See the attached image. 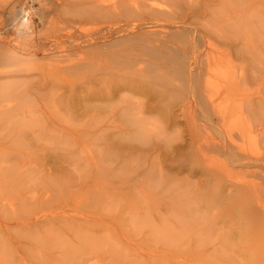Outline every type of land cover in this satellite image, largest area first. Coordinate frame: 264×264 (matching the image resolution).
<instances>
[{
  "label": "bare ground",
  "instance_id": "bare-ground-1",
  "mask_svg": "<svg viewBox=\"0 0 264 264\" xmlns=\"http://www.w3.org/2000/svg\"><path fill=\"white\" fill-rule=\"evenodd\" d=\"M161 1L70 2L68 4L75 11L71 16L79 17L82 23L83 20H87L85 21L87 24L86 22L89 23L87 18L96 20V17L102 15L104 18L105 16L111 18L106 21L102 16L105 21L102 19L103 26L99 23L102 26H99L101 29H96L97 27L94 29L95 25L92 26L93 31L98 30L95 34H89L92 30L88 28L89 32L86 28L88 34L83 31L84 35L80 33L81 35L76 34L78 35L76 37L73 30H71L73 34L71 32L67 34L63 30L62 33H65L66 37L63 34L60 35V31H57L60 36L55 35L56 32L54 33L53 30L51 33L57 38L52 43L35 44L36 39L34 42L30 39L33 44L30 45L29 41V43L24 41L27 47L25 46L21 51L19 50L21 47L7 40L10 38L8 32H0V140L23 136L32 143L33 137L30 136L40 134L42 129L35 128L38 127L37 119L27 114L23 107V98L36 99L38 92L46 88H52L56 93L68 91L74 97H80L76 99L71 96L73 103L84 98L86 100V106H84L89 118L87 136L89 141L91 140L88 166L91 169H102L104 173H112L115 169L124 170L123 168L133 172L136 178H131L132 183L120 181L122 186L127 185V191L143 189L139 190L143 192L144 188L157 190L153 196L143 197H146V203L153 205L159 215L158 218L154 220L150 218L148 221L155 222L156 227H152L153 225L151 227L157 234L159 233V236L165 235L166 239L175 238L173 231L177 228L173 230L174 224L173 229L169 226L175 219H178L176 221L181 224L184 234L196 232L198 235L200 232L197 231L201 229L202 222L206 219L202 205H206L205 197L208 187L214 186L217 192L215 203L234 201V208L237 211H231L227 218L234 222V226L241 221L246 224L244 238L247 242L237 251L244 252L247 264H264V0H224L227 3L224 5L228 9L225 7L226 12H222L225 15H221L222 27L219 26L221 21L218 19L220 23L217 26L221 30L216 32L217 21L215 22L210 14H215L213 11L217 4L215 2L218 0H163L167 5L165 3L162 5ZM7 2L11 3V0H0V4L5 7L8 5H6ZM25 4L26 0L18 7H15L16 3L13 4L15 8L9 4L10 9L5 10L6 17L14 20ZM59 5L60 11L68 12L65 14L70 13L69 6L65 8V3ZM222 5L223 2L219 7L225 9ZM42 6L43 4H40V7ZM45 7L41 10L37 8L38 17L41 19L47 16V9L43 10ZM52 17L50 18L56 23L58 18L54 15ZM207 18L211 21L210 23L205 22ZM9 20L7 21L11 22ZM43 21L40 22L44 23ZM69 22L73 26L76 24ZM79 22L77 23L81 24ZM61 24L62 22L59 25ZM224 25L229 30L225 29ZM81 26L79 29L82 28ZM56 27L58 26L55 25ZM8 28L9 26L6 30L9 31ZM202 41L205 43L201 44ZM62 46L63 52L55 53V49H60ZM87 48H89L88 51ZM77 51H85L88 57L86 55L82 60H71L69 56ZM50 59L53 63L48 62ZM44 64L55 68V73L47 75L42 68ZM64 72L77 75L74 80L66 84L67 90H64L61 79ZM222 72H224L223 75ZM217 74L225 79L217 82ZM70 106L74 109L72 104ZM76 111L75 109L74 112ZM74 112L71 111L72 120L77 117ZM58 133L63 135V131ZM97 142H99L98 145ZM0 147L14 149L12 144L0 143ZM113 147L118 152L116 165L110 163ZM51 161L56 163L58 160L53 158ZM29 163L30 161L21 164V167L32 177L30 184L34 182V179H36L35 182L42 184V181H39L41 176L46 177V174L51 176L50 167L46 168L49 172L45 170L47 164L40 163L36 167H31V164L26 166ZM48 163L50 164V161ZM43 165L45 166L42 168ZM31 171L35 178L30 174ZM42 171L46 172L41 173ZM44 184L43 182L42 185ZM116 184L118 183H112V185ZM198 189L200 191H196ZM25 201L27 202V199ZM191 204H195L198 210L202 207L193 225H191L190 216L185 215L183 211L186 207H192ZM25 206H23L24 209H27ZM141 208L144 207L139 208L142 212ZM140 210L136 209L137 214L134 213L135 216L131 217L134 220L133 224L137 226L140 221H143ZM5 215L3 214L2 217ZM66 215L67 213L64 214V221ZM14 217L20 220L17 215ZM55 217L57 218V215H54ZM84 218L73 215L72 218L70 217L72 222L80 225ZM227 218L224 217V220H228ZM59 219L63 222L62 218ZM104 219H102L103 222H105ZM49 220L51 219L48 218L42 222ZM42 222L36 220L35 224H32L38 226ZM161 222L165 224L164 227L163 225L160 227ZM3 223L7 229L1 227L0 223V232L4 229L8 230L9 227L11 229L10 222L3 221ZM20 223L22 226L23 222ZM70 223L68 224L66 219L65 225L70 226ZM73 226L75 225L67 229L68 232ZM49 227L50 225L46 226V228ZM223 228L224 223L220 226V230ZM18 229L15 230L18 232ZM51 229L55 228L50 227ZM45 230L47 229L43 228L42 231L45 232ZM70 233L66 235L61 228V233L57 236L59 238H55L62 243L58 247H62L63 251L64 246L74 240ZM178 233L179 231L176 236L179 237ZM18 234L22 235L20 232ZM39 239L40 243L41 239ZM34 241L36 242L35 239ZM10 246L13 245L10 244ZM63 251L62 255H64ZM68 253L70 254V249ZM233 255L240 256V254ZM27 258L29 260V257Z\"/></svg>",
  "mask_w": 264,
  "mask_h": 264
},
{
  "label": "rangeland",
  "instance_id": "rangeland-1",
  "mask_svg": "<svg viewBox=\"0 0 264 264\" xmlns=\"http://www.w3.org/2000/svg\"><path fill=\"white\" fill-rule=\"evenodd\" d=\"M19 1L20 0H11V3L10 2L6 3V5L8 4L7 7H5L3 4L2 5L0 4L1 5L0 6L1 7L0 8L1 10L0 18H2L0 19L1 21L0 22V32L1 33L5 31L8 32L9 33L8 35H10L9 36L10 38H8L7 40H9L11 44L15 43L17 44V46L21 47L19 49L20 51L23 50L22 48H25L27 43L30 42L29 43L30 45L33 44V43L31 44L30 39L31 40L33 39L32 42H34V40L36 39L34 42L35 44L37 43L38 44H47V43L49 44L55 41V39L57 38L55 35H59L60 33H61L60 35L63 34V36L67 37L65 33L67 34H69L70 32L72 33L71 30H73V33L77 37L78 35H81L80 33L84 35L83 31L84 32L86 31L85 34H88L90 30H92L89 34H95L98 30L96 31L94 30L95 32L93 31L92 26L94 25H95L94 29L96 27H97L96 29L98 28L101 29V27L103 26L102 19L104 18V15H102L103 18L102 16H99L98 18L96 17V20L95 18H87L89 20V23L86 22L87 24H85V21L87 20H83L84 22L82 23V20L79 17L78 18L81 20V22H79L80 20L77 17L75 18L72 17L75 11L73 10V7H71V5H69L68 3L77 2V1L81 2L82 0H57V1L48 0L49 2L46 0H41V1L35 0L34 3L32 2V0H28L29 4L32 3L31 4L32 7H35V8L39 7L40 10L42 9V7L46 6L45 8H43V10L47 9L46 10L47 16L43 17V19L39 17H38L39 19H37V17L34 18L35 20L34 24L36 23L35 31H34L35 33L34 38L32 36L29 40L28 39L23 40V39L17 38L16 35H14L15 34L14 31H12L11 22L13 21V18L12 20L11 19L9 20L5 15L7 13L6 11H8L7 9L8 8L10 9L9 4H11V7H12V5L16 3L17 5H15V7L16 6L18 7V5H20L24 0L23 1L21 0L22 1L21 3H17ZM225 1H229V0H225ZM54 2H56L58 5L56 3L54 4ZM161 2L160 3L162 5L163 3L167 5L166 2H163V0ZM222 2H223V5H222L223 8L225 7L227 8V6H225L227 3L224 2V0L223 1L218 0L217 2H215L218 5L217 4L215 5V11H213L215 14H212V13L210 14L211 18L213 17L212 19L215 22L217 21V23H215L216 25L215 32L218 30H221L219 28L223 26L222 21H221V15L223 14L222 12L224 13L226 12V8L221 9L222 7L221 6L219 7L220 3ZM52 3L54 7L52 6ZM60 3H65L66 4L65 8L69 6V10L71 14L70 13L65 14L68 12L63 13L62 11H60L61 10L60 9L61 6L59 5ZM40 4H43V6L40 7ZM49 6L53 7V9ZM168 6L170 7V5ZM15 7L13 5V8ZM47 7H49L51 11ZM50 12L52 15H54V17L58 18V20L57 18H54V20H57L56 23L53 22V19H51L53 17L50 14ZM214 15H219L220 17L217 18L218 16L215 17ZM223 16L225 15L223 14ZM107 18L105 16L104 19L107 21L111 17L107 16ZM201 18H203L202 15H201ZM208 18L209 20L211 19L209 16ZM208 18H207V21L205 22L210 23L211 21H208ZM48 19L50 20L48 21ZM218 19L221 21V23L219 22ZM7 20L11 22H8ZM38 20L40 21L44 20L43 21L44 23ZM65 20H69L76 24L73 26L71 25L69 21L66 22ZM47 22H50V23H47ZM61 22L63 24V25L61 24L62 27H60L61 25H59ZM68 22L71 25V26L68 25L70 29L67 26V24H69ZM77 22L81 24H78ZM99 23H101L102 26ZM218 23H220L221 25H219ZM217 24L220 27L217 26ZM55 25L60 28L58 27L55 28ZM2 26H4V28ZM8 26H9L8 28L9 31L6 30ZM80 26L82 27L80 28L81 30L79 29ZM75 27L76 29L74 30ZM86 28L90 29V30L88 29L89 32L85 30ZM224 28H225V25H224ZM225 29H228V28H225ZM53 30H54V33L56 32L55 35L51 33ZM57 31H60V33L58 34ZM62 31L65 33H62ZM12 33H14L13 36H12ZM52 37H54V39ZM12 40L14 41L12 42ZM22 41L23 43H21ZM24 41L27 42L26 45L24 44ZM204 43H205L204 41L201 42V44H204ZM22 44H23V47H22ZM62 49L64 50L63 46L60 49L59 48L55 49L56 50L55 53L63 52ZM88 49L89 48H87V51ZM86 55L88 57V54H86L85 51H77V52H73L71 56L69 57L71 60L78 61V60H82ZM52 59H50L49 61L47 60V61L48 62L52 61L53 63ZM42 68L44 69L47 75H51L52 72L55 73L56 71L55 68L48 66V64H44ZM40 70L39 72L43 71V70L41 71ZM223 73L224 72H222V75ZM222 75H220L221 77L218 76V74H217V77L215 76L219 80V81L217 80V82H221L222 80L225 79L222 77ZM76 77L77 75H71L69 74V72L63 73V78L61 79L63 80L62 83L64 85V90H67L66 88H68V85L66 84L74 80ZM65 79L67 80L69 79L70 81L68 80L67 82V80ZM217 82L215 79V83ZM68 96L74 97V95H71L70 92L68 91H66L65 93H62V92L56 93L55 90H53L52 88H46L38 92V95H36L37 97L36 99H32L28 97L23 98L22 99L23 107L25 111L27 112V114L32 115L33 117L37 119L36 121H37L38 127H35V128L42 129L40 134L30 136V137H33L32 139L33 141L31 140L32 143L28 139H25L23 136H15L13 138H7L5 141L0 140V143L12 144L14 147V149L0 147V187L2 188L0 189V197H1L0 198V204H1L0 223H1V227H4V228L6 227L3 221L4 222L6 221L8 223L10 222L9 225L10 226L12 225L11 229L10 227L8 230H6L7 228L4 229L6 232L4 230L0 232L1 235L3 234V236L0 235V238L4 237L2 238V241H0L1 242L0 243V264H12V263L13 264L14 263L15 264H26V263L27 264H247V257L244 254V252L237 251L239 248H243V246H245L246 244L245 242H247L244 238L245 231H246L245 229L246 224L244 223V221H241L240 224H236L234 226V222L230 221L227 218L229 217L228 214L231 211H237V209L234 208V205H235L234 201L228 200V201L218 203V204L215 203V193L217 192H215L214 186L208 187V190L206 193L207 196L205 197L206 205H202L203 212L205 213L204 218L206 219L204 222H202L203 224L201 226V229L197 231V232H200L199 234L201 236H199V234L196 235V232L184 234V229H182L181 224H179L178 221H176L178 219H175L169 225L172 228L173 227L172 225L174 224V229L172 228L173 230L177 228L176 231H173L175 233V238L166 239L165 235L159 236V233L157 234V232H155L152 228V227H156L155 222L153 221L151 222V220H154V218H158L159 215L156 213L153 205L150 206L149 203L148 204L146 203L147 201L146 197L153 196V194L157 190H153V189L145 190L144 188L143 192H139V190H143V189H135V190L127 191V187H126L127 185L122 186L123 184H120V181H122L121 183H124L123 181H128L132 183L133 179L131 178L132 177L136 178L133 172L123 168L127 173L122 169L121 170L119 169L120 171L115 169L113 170L114 172L112 173L111 172L104 173L102 169H99V170L94 169V168L91 169L88 166L89 149L91 148V143H90L91 140L89 141V138L87 136L88 135L87 126H88L89 118H88V115L86 114V108H85L86 100H84L83 98V100H77L75 103H73L72 97L69 98ZM74 98L77 99L80 97L75 96ZM70 103L72 104L74 109H71ZM75 109L77 110L76 112H74ZM71 111L77 114V117L74 120H72ZM20 128H22V126H20ZM58 131H63V135H60ZM116 141L117 140H115V142ZM98 143L99 142H97V145ZM104 148L102 150H104ZM113 148L111 150L113 152H111L112 156L110 158V163H112L113 165H116L118 161L117 160L118 152L116 148L114 149ZM53 158H56L58 161H56V163H53L51 161V159ZM28 161H30V163L26 166H30L31 164V167L32 166L36 167L40 165L41 163V165L42 164L48 165V166L46 165L47 167L45 165L42 166V168L45 166V170L46 168L50 167L49 171L50 170L52 171L50 172L52 173L51 176L50 175L47 176L46 174V177L45 175L43 176L47 180H45L43 176H41L40 177L41 179H39V181L40 180L42 181V184L43 182L45 183L44 185H42L41 183L35 182L36 179H34L35 183L33 182L32 184H30L32 181V177L25 172L24 168L21 167V164H25ZM49 161H50V164L48 163ZM46 171H42L41 173L46 172ZM34 172L36 174V171ZM30 174L33 175V177L35 176L33 171H31ZM47 177H49L50 179ZM51 177H53V179ZM112 183H118L119 185L118 184L112 185ZM196 191H200V189ZM145 195L146 197L144 198L143 196ZM25 199H27V202L25 201ZM25 203H27L28 205ZM11 205H13V207ZM191 205L193 206L186 207L183 209V211L185 215L187 214L190 216L191 218L190 222H191V225H193L197 218V215L201 213L202 207L201 209L198 210L195 204H191ZM23 206H25V208L27 209H24ZM140 207H144L143 208L144 211L141 208L142 209V212H141V210L139 209ZM239 207L241 208V205H239ZM28 209L30 210V212ZM136 209L138 211L140 210V213H142L143 215V219H142L143 221H140V223H138V226L136 224H133L134 220L131 219L132 216H135V214H137L136 213L137 211L135 212ZM150 209H152L153 211ZM25 210L26 211L28 210V212H25ZM31 210H33L34 212ZM4 211H6V213ZM131 211L133 213L132 215H131ZM65 212L67 213L66 215L67 217L70 216L72 218V215L78 218L85 217L84 220L82 219L83 221L81 222V225L79 223L77 224L75 222H72L73 220L70 219V217L68 218L66 217V219H68V224L71 222L70 223L71 225L70 226L68 225L69 227H71L72 225H75L73 226L74 228L73 227L70 228V231H69L71 232L70 236L73 237L74 239L73 240L74 243L71 242L70 243L71 245L68 244L64 246V249L67 251V253L65 250L63 251L62 247H58L60 246L61 242H59V240L56 241V239L59 238V237L57 238V236H59V233H61V228L62 230H64L66 235L67 234L69 235V232H68L69 227L65 225L66 219L64 221V218H65L64 214H66ZM3 214L4 215L6 214L5 217H2ZM14 215H17L18 217H20V220H16L19 218L14 217ZM54 215L55 216L57 215V218L56 217L54 218ZM7 216H9L10 219ZM45 217L47 220L48 218L51 220L42 222V220H46ZM224 217H226L228 220L225 221ZM59 218H62L64 224H62L63 222H61V219ZM150 218H153V219H151L150 222H148ZM11 219H13L12 220L13 222L11 221ZM102 219H104L105 222H103ZM145 219H148V220L145 221ZM36 220L37 221L41 220L42 223H45V222L46 223L44 225L41 223V225L38 224V226H33ZM55 220L59 223H57ZM28 221H30V223ZM20 222H23L22 226H20L21 225ZM50 223L51 224L53 223L54 226L53 224L51 225ZM141 223L142 225H140ZM143 223H146V224L150 223V225L144 224L145 225L144 226ZM223 223H224V228L220 230V226ZM14 225L16 226V228ZM45 225L46 226L50 225L51 228H55L56 230L55 229L50 230V227L46 228ZM55 225H59L61 228L58 226L57 227L60 228V230H57L58 228ZM63 225H65L66 227ZM164 225L165 224L161 222L160 227L161 226L164 227ZM141 226L143 229L141 228ZM34 227H39V228H34ZM197 227L195 229H197ZM43 228L47 230L43 232L42 231ZM215 228L217 229L216 231H215ZM15 229H18V232ZM205 229H206V233H204ZM209 229L211 230L208 231ZM34 231L35 232L37 231L36 232L37 235ZM178 231L179 233H182V234L178 233V235H180L179 237L176 236V233ZM19 232L22 233L23 236L21 234H18ZM47 232L49 233L47 234ZM83 232L84 234H82ZM55 233H58V234H55ZM18 235L19 237H15ZM86 235L88 236V238ZM194 235H196V237H199V238L193 237ZM24 236L26 238H24ZM31 236L32 238L36 240V242L34 241V239L31 238ZM202 236L203 238H201ZM236 236L238 238H236ZM5 237L8 239H6ZM46 238L47 240H45ZM81 238H82V241H81ZM38 239L41 241L40 243ZM43 239L46 242L42 241ZM177 240L178 242H176ZM9 243L13 246H10ZM44 243H45V246H44ZM39 244H41L42 246ZM69 249H70V254L68 253ZM36 250L39 252L41 251L42 253H38ZM62 251L64 255H62ZM11 252L14 254H12ZM43 253L45 255H43ZM7 254L9 257L7 256ZM233 254H235V256L240 254V256L234 257ZM27 257H29V260Z\"/></svg>",
  "mask_w": 264,
  "mask_h": 264
},
{
  "label": "clouds",
  "instance_id": "clouds-1",
  "mask_svg": "<svg viewBox=\"0 0 264 264\" xmlns=\"http://www.w3.org/2000/svg\"><path fill=\"white\" fill-rule=\"evenodd\" d=\"M34 3L35 0H32ZM38 17V9L29 6L28 0H26L25 6H22L19 11V15L15 16L12 23V30L17 38L27 40L34 36L35 24L34 18Z\"/></svg>",
  "mask_w": 264,
  "mask_h": 264
}]
</instances>
